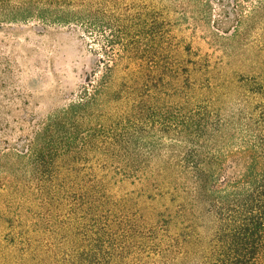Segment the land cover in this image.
Here are the masks:
<instances>
[{
  "label": "trees",
  "instance_id": "trees-1",
  "mask_svg": "<svg viewBox=\"0 0 264 264\" xmlns=\"http://www.w3.org/2000/svg\"><path fill=\"white\" fill-rule=\"evenodd\" d=\"M32 23L76 29L101 53L78 97L10 155L30 179L13 259L264 264V74L234 81L231 109L209 59L134 0H0V27Z\"/></svg>",
  "mask_w": 264,
  "mask_h": 264
},
{
  "label": "rangeland",
  "instance_id": "rangeland-1",
  "mask_svg": "<svg viewBox=\"0 0 264 264\" xmlns=\"http://www.w3.org/2000/svg\"><path fill=\"white\" fill-rule=\"evenodd\" d=\"M134 1L164 15L174 44L190 45L209 59L211 76L221 84L219 97L231 109L241 100L234 81L264 74V0ZM91 47L101 53L73 28L45 29L33 23L0 27V264H39L16 262L10 250V221L18 205L23 220L30 216L25 202L29 175L10 155L78 97L99 59ZM202 65L207 66L205 61ZM135 189L125 184L116 191ZM55 211L61 221L64 213L59 207ZM199 225L209 237L213 223L204 218Z\"/></svg>",
  "mask_w": 264,
  "mask_h": 264
}]
</instances>
